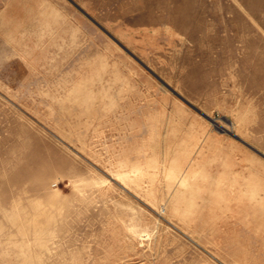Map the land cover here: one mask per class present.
Instances as JSON below:
<instances>
[{
    "label": "rangeland",
    "instance_id": "1",
    "mask_svg": "<svg viewBox=\"0 0 264 264\" xmlns=\"http://www.w3.org/2000/svg\"><path fill=\"white\" fill-rule=\"evenodd\" d=\"M0 264H264V0H0Z\"/></svg>",
    "mask_w": 264,
    "mask_h": 264
}]
</instances>
